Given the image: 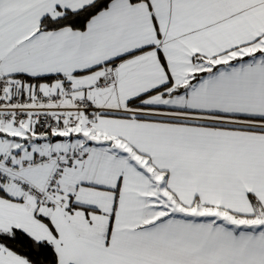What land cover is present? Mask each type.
Segmentation results:
<instances>
[{"label": "snow or ice", "instance_id": "snow-or-ice-1", "mask_svg": "<svg viewBox=\"0 0 264 264\" xmlns=\"http://www.w3.org/2000/svg\"><path fill=\"white\" fill-rule=\"evenodd\" d=\"M0 264H264V0H0Z\"/></svg>", "mask_w": 264, "mask_h": 264}]
</instances>
